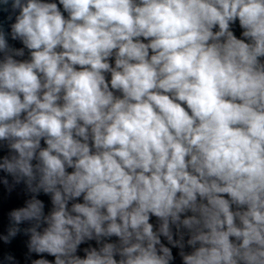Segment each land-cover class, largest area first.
I'll use <instances>...</instances> for the list:
<instances>
[{
    "label": "clouds",
    "instance_id": "clouds-1",
    "mask_svg": "<svg viewBox=\"0 0 264 264\" xmlns=\"http://www.w3.org/2000/svg\"><path fill=\"white\" fill-rule=\"evenodd\" d=\"M9 4L0 183L30 197L0 241L28 236L31 264H264V0Z\"/></svg>",
    "mask_w": 264,
    "mask_h": 264
}]
</instances>
